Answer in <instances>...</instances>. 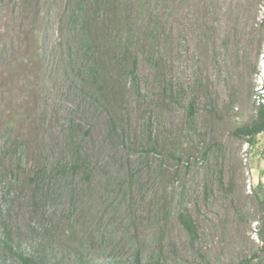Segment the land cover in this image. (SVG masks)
<instances>
[{
    "label": "rangeland",
    "instance_id": "374dc122",
    "mask_svg": "<svg viewBox=\"0 0 264 264\" xmlns=\"http://www.w3.org/2000/svg\"><path fill=\"white\" fill-rule=\"evenodd\" d=\"M262 102L264 0H0V264H264Z\"/></svg>",
    "mask_w": 264,
    "mask_h": 264
},
{
    "label": "trees",
    "instance_id": "16d2710c",
    "mask_svg": "<svg viewBox=\"0 0 264 264\" xmlns=\"http://www.w3.org/2000/svg\"><path fill=\"white\" fill-rule=\"evenodd\" d=\"M132 74H134V70H132ZM239 134L244 137H248L251 142L254 141L256 136L264 131V102L260 103L257 108V117L250 124L246 125L243 128L239 129ZM9 246L8 244H6ZM24 264L28 263V260L21 256ZM134 264H145L141 261L140 256L137 255ZM146 264H158V263H146Z\"/></svg>",
    "mask_w": 264,
    "mask_h": 264
},
{
    "label": "built area",
    "instance_id": "2783aa9c",
    "mask_svg": "<svg viewBox=\"0 0 264 264\" xmlns=\"http://www.w3.org/2000/svg\"><path fill=\"white\" fill-rule=\"evenodd\" d=\"M258 241H259L261 244L264 245V239H262V240H259V239H258Z\"/></svg>",
    "mask_w": 264,
    "mask_h": 264
}]
</instances>
